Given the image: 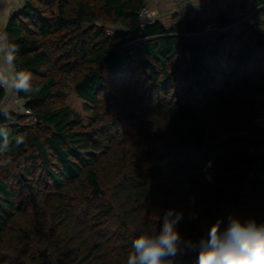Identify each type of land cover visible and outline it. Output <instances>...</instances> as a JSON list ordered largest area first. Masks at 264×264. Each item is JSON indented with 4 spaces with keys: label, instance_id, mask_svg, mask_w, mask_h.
<instances>
[{
    "label": "trees",
    "instance_id": "trees-1",
    "mask_svg": "<svg viewBox=\"0 0 264 264\" xmlns=\"http://www.w3.org/2000/svg\"><path fill=\"white\" fill-rule=\"evenodd\" d=\"M252 2L244 28L205 33L240 16L136 27L146 0H24L5 33L39 91L16 92L31 123L0 86V264H126L168 209L193 241L217 221L264 223V0Z\"/></svg>",
    "mask_w": 264,
    "mask_h": 264
},
{
    "label": "clouds",
    "instance_id": "clouds-1",
    "mask_svg": "<svg viewBox=\"0 0 264 264\" xmlns=\"http://www.w3.org/2000/svg\"><path fill=\"white\" fill-rule=\"evenodd\" d=\"M17 47L14 44L0 45L3 64L0 65V86L17 93L33 94L31 74L18 71L15 67ZM0 114L10 118L7 109ZM3 145L0 152L8 147V133L0 129ZM24 142L20 137L17 144ZM7 163V162H5ZM183 213L168 209L162 216V225L157 230L143 231L132 241V251L126 264H174L178 256L197 253L196 264H264V223L254 220L241 223L230 218L228 225L221 229V221L213 223L206 237L197 241L184 239L178 231Z\"/></svg>",
    "mask_w": 264,
    "mask_h": 264
},
{
    "label": "built area",
    "instance_id": "built-area-1",
    "mask_svg": "<svg viewBox=\"0 0 264 264\" xmlns=\"http://www.w3.org/2000/svg\"><path fill=\"white\" fill-rule=\"evenodd\" d=\"M151 0H146V5L138 12L137 19L135 21L136 27H144L148 24H154L158 21L160 16L154 9V6L150 3ZM181 2L182 9L180 11V17H191L197 14H202L204 16H216L220 11L227 12L229 4H234L238 0H225L220 2L219 0H178ZM244 5L247 6L248 12L242 13L237 16L240 18L232 24L219 26L214 21L206 24L204 32L205 33H218L227 30L237 29L243 26L245 23L252 21V14L254 12L252 0H243ZM3 62L0 60V65ZM5 97L3 103L8 104L11 110L22 111L28 116L29 122H35L36 118L32 114L31 110L26 108L23 104L22 98L12 90L5 89Z\"/></svg>",
    "mask_w": 264,
    "mask_h": 264
},
{
    "label": "crops",
    "instance_id": "crops-1",
    "mask_svg": "<svg viewBox=\"0 0 264 264\" xmlns=\"http://www.w3.org/2000/svg\"><path fill=\"white\" fill-rule=\"evenodd\" d=\"M219 1L224 2L225 0H219ZM242 1L243 0H238V2L234 4H229L227 13L232 14V12L234 11L233 13L235 14L232 15L235 16L244 13L243 11L237 10L238 3L239 2L241 3ZM150 3L152 6H154L155 11L160 16V19H162L163 21L164 19H166L167 14H169V12L176 15L174 19L181 18L180 11L182 9V6H181V2H179L178 0H151ZM23 4H24V0H0V45L7 44V35L5 33V28L10 15L14 11L21 8ZM0 60L3 62L2 54H0ZM12 92H14V90H12Z\"/></svg>",
    "mask_w": 264,
    "mask_h": 264
},
{
    "label": "rangeland",
    "instance_id": "rangeland-1",
    "mask_svg": "<svg viewBox=\"0 0 264 264\" xmlns=\"http://www.w3.org/2000/svg\"><path fill=\"white\" fill-rule=\"evenodd\" d=\"M237 10L243 11L244 13L248 12L247 7L242 2L238 3V9ZM240 11H238V12H240ZM233 12H232V14H235ZM175 17H176L175 14H172L169 12V14H167V17H166V19H164V21L167 25H170L173 22L172 19H174ZM241 28H244V26H240L237 29L239 30ZM66 89H67V102H68V104L71 106V108L74 111H76L77 113H79L82 116L84 122H88L92 117V108L77 95V93L74 89V82L70 78L67 79ZM257 121H258L260 126L264 127V115H262ZM260 141H261V145L264 146V136L260 138Z\"/></svg>",
    "mask_w": 264,
    "mask_h": 264
}]
</instances>
